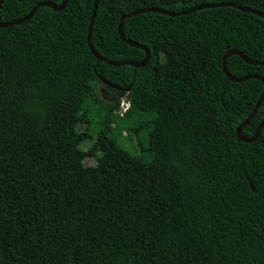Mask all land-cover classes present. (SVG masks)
I'll list each match as a JSON object with an SVG mask.
<instances>
[{"label": "trees", "instance_id": "1", "mask_svg": "<svg viewBox=\"0 0 264 264\" xmlns=\"http://www.w3.org/2000/svg\"><path fill=\"white\" fill-rule=\"evenodd\" d=\"M43 1L63 0H2L0 22ZM221 2L264 13V0H97L91 40L107 59L140 62L123 15ZM94 3L0 27V264H264V127L252 143L236 135L264 84L223 71L230 50L264 61V19L232 6L142 13L123 32L149 63L113 66L88 45ZM227 68L264 78L239 55ZM93 115L103 128L85 150ZM263 117L264 100L242 134ZM133 136L141 154L122 146Z\"/></svg>", "mask_w": 264, "mask_h": 264}, {"label": "water", "instance_id": "2", "mask_svg": "<svg viewBox=\"0 0 264 264\" xmlns=\"http://www.w3.org/2000/svg\"><path fill=\"white\" fill-rule=\"evenodd\" d=\"M67 2H68V0H63L60 5H57L56 3H53V2H50V1L40 2L26 16H24V17H22L20 19L14 20V21L0 22V27H8V26H13V25H16V24L23 23V22L31 19L35 15V13L37 12V10L40 7L49 6V7H52L53 9H55L57 11L58 10H62V9L65 8ZM1 3H2V0H0V5H1ZM225 6L236 7L238 9H240L241 11L254 13V14H256V15H258V16H260V17H262L264 19V13H262L260 11H257V10L251 9V8L237 6V5H235L233 3H229V2L202 4V5H199V6L190 8V9H187L185 11H180V12L168 11V10H164V9H161V8H142V9H137V10L132 11L131 13L125 14V15H123L121 17V21H120V25H119L118 31H119L120 38L124 42H126L129 45L134 46L136 48L142 49L144 51V53H145V58L142 61H140V62H135V61H113V60H110V59H107V58L101 56L97 52V50L94 48L93 43H92V40H91L92 30H93V24H94V20H95V13H96V9H97V0H95L94 9H93V15H92V18H91V23H90L89 33H88V45H89V48H90L91 52L99 60L104 61V62L108 63L109 65H113V66L130 65V66H135V67H144L150 61V58H151L150 49L147 46H145V45H141V44H139L137 42L131 41V40H129V39L126 38V36L124 35V32H123V26H124L125 19H129V18H131L133 16H136V15H139V14H142V13H146V12H157V13H161V14L169 15V16H181V15L190 14L192 12H195V11L201 10V9L215 8V7H225ZM232 55H239L247 63L253 64V65H264V61H262V62L255 61V60H252V59L248 58L242 52H239L237 50H230V51H228L224 55V58H223V71H224L225 75L231 81L236 82V83H240V82L247 81V80H249L251 78H255V79H258V80L262 81L263 84H264V78L262 76H260V75H248V76L240 77V78L232 76L229 73L228 68H227V59L230 56H232ZM101 80L103 81V83L105 85H107V86H109L111 88H115V89H119V90H122L123 89L121 87L116 86L115 84L110 83L105 78H101ZM263 100H264V91H263L260 99L258 100L255 108L251 112V114L240 125H238V127L236 129V135H237V137L241 141H243L245 143H252V142H254L258 138V136L260 135L261 129L264 127V117H263L261 123L258 125V127L256 129V132H255V134L253 136L247 137V136H244L242 134L243 128L253 118L254 114L257 112V110L260 107V105L263 102ZM251 189L254 190V187L252 185H251Z\"/></svg>", "mask_w": 264, "mask_h": 264}, {"label": "rangeland", "instance_id": "3", "mask_svg": "<svg viewBox=\"0 0 264 264\" xmlns=\"http://www.w3.org/2000/svg\"><path fill=\"white\" fill-rule=\"evenodd\" d=\"M166 59V58H164ZM99 91H100V94H101V97L104 99V100H107L109 97H108V93H107V89L106 87L100 83L99 85ZM126 96L125 93L121 94L120 97H124ZM120 99V98H119ZM95 116L93 115L91 120L92 123L90 124V138H88L82 145V148L83 149H88L91 145H93V143L95 142V140L97 139V135L99 134V132L102 130L103 126L101 125V122H102V119L100 116ZM82 131L86 129V125H83L81 128H80ZM125 135V134H124ZM134 138V141L133 143H129L127 140H123L122 141V146L126 149H128L129 151H132V152H136L137 154H141V150H140V146L138 144V139L133 136ZM140 141L143 143H147L148 144V133L147 131H144V132H141L140 133V137H139ZM145 156H147L146 152H143ZM85 164L86 165H94L96 164V158H89V159H86L85 160Z\"/></svg>", "mask_w": 264, "mask_h": 264}, {"label": "built area", "instance_id": "4", "mask_svg": "<svg viewBox=\"0 0 264 264\" xmlns=\"http://www.w3.org/2000/svg\"><path fill=\"white\" fill-rule=\"evenodd\" d=\"M130 107H131L130 100L126 96L120 97V103L118 104L117 113L120 116H123L125 113H127Z\"/></svg>", "mask_w": 264, "mask_h": 264}]
</instances>
